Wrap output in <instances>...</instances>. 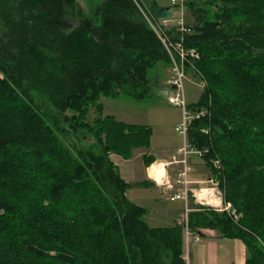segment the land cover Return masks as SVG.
I'll return each instance as SVG.
<instances>
[{"label":"trees","instance_id":"16d2710c","mask_svg":"<svg viewBox=\"0 0 264 264\" xmlns=\"http://www.w3.org/2000/svg\"><path fill=\"white\" fill-rule=\"evenodd\" d=\"M82 1L0 0V264H185L183 227H149L110 159L148 149L150 130L101 117L99 103L151 97L167 52L133 0ZM184 3L182 43L207 82L189 108L209 112L188 138L240 216L190 205L188 229L238 239L245 264H264V0ZM84 132L87 147L59 137Z\"/></svg>","mask_w":264,"mask_h":264},{"label":"crops","instance_id":"0c3cea01","mask_svg":"<svg viewBox=\"0 0 264 264\" xmlns=\"http://www.w3.org/2000/svg\"><path fill=\"white\" fill-rule=\"evenodd\" d=\"M159 6L171 7L170 5ZM180 147L181 145L171 149L166 148L159 152L151 151L150 147L148 149H138L133 151L132 158L128 160H123L115 155L110 156L111 161L119 171L121 179L128 185L125 197L126 193L135 189L139 201L132 200V198L129 201L147 211L145 221L151 228L171 227L174 224H180L182 220L184 203L180 200H169L178 190L175 179L180 166L171 164V162L172 157ZM189 180L192 182L191 187L194 189L215 182L206 165L195 160L191 161ZM169 185L173 188H167ZM151 193H156L159 198L165 197V200L171 204V206H166V208L156 212L160 218V223L157 220V223H154L157 225L148 224L152 209L138 204L146 198L145 194L152 199L147 198L149 203H157L158 199L153 201L154 197ZM217 193L218 189L212 188L209 189V194L203 199L192 196V200L188 205L189 210L191 211L190 205H192L210 207L217 212L222 211L226 205L223 203L221 195L218 196ZM195 237L199 239L197 243L194 242ZM185 249L190 264H245L247 259L246 247L240 240L225 238L211 229H200L197 234H193L187 240Z\"/></svg>","mask_w":264,"mask_h":264},{"label":"rangeland","instance_id":"374dc122","mask_svg":"<svg viewBox=\"0 0 264 264\" xmlns=\"http://www.w3.org/2000/svg\"><path fill=\"white\" fill-rule=\"evenodd\" d=\"M155 2L161 6L170 5V0H155ZM136 3L140 7L141 10L144 7L148 12H150L149 7L144 0H136ZM184 4H185L184 0H182V3L178 0L175 7H173V12L175 13V16L174 17L172 16L171 18L172 20L169 26V28L172 31V34L175 35L173 37L180 35L179 27L176 23L177 21H181L184 27L193 22L192 17L190 16L187 8H185ZM78 5L81 7L84 6L83 1L78 0ZM198 61L199 60L191 61L190 65L188 64L185 65L186 79H185L184 87H185V97H186V102L188 104V107H190V105L195 106L202 91L207 87V82L204 76L197 68L196 63ZM170 75H171L170 67H165L163 64H158L153 71H150L149 73L150 79L157 80V82L152 85L153 95L141 102H136L125 96H121L120 98L114 99V100L106 99V98L100 99L99 103H101L103 107L101 117H104L106 115H113L115 116L116 119L126 124L147 126L148 129L150 130V146L149 147L151 151L159 152L166 148L171 149V148H175L181 145L182 144L181 137L177 134V132H175V128L180 122L181 111L179 108L169 105L166 102V97H165V93H167L169 90L171 91L174 89V88L173 89L171 88L173 86H169V85L166 86L167 81L171 77ZM192 108H193L192 110H194L195 112L199 110V109L195 110V107H192ZM72 115L73 114L71 112H66L67 117H71ZM98 116L99 114L96 112V110L92 106H90L87 119H86L87 122L91 124V122ZM202 130H205V129H202ZM59 137L63 145L69 149H71V146L74 144L81 146V147H87L91 143V136L87 132L79 134L78 137H72L71 140L69 138H64L62 136H59ZM211 159H212V162L217 160L218 166L216 169H218L219 172H221L222 164L220 162V159L216 157H213ZM192 160L204 163V161L201 159L192 158L191 161ZM214 184L215 182L207 183L205 185H202L201 188L208 189L206 191L209 192V189H212V188L217 189V186ZM151 194H153L152 196L154 197L153 201L158 199V201H156L157 203L155 202L154 204L149 203L147 201V198H150V197H148L145 194L146 198L145 199L143 198L144 199L143 202H138V204L144 205L145 207H149L150 209H152V211H150L151 216L148 219V224L157 225L154 223H157V221L160 223V218L156 212L163 208H166V206L168 207L171 206V204L165 200V197L159 198V196L156 193H151ZM219 194L221 195V192H219L218 190L217 195L219 196ZM126 197L128 200L132 198V200L136 199V201H139L138 197L136 196L135 189H132L130 192L126 193ZM225 205L226 207L228 206L227 204ZM225 208H223L222 211L219 210V212H225L230 218H232L234 222H237L240 216H233V213L231 211L233 210L232 206L230 205L228 211H226ZM210 209H213V208H210ZM182 234H183L182 236L184 237V233ZM185 256H186V249L184 246V239H183L182 259L184 263L186 264L185 259H184Z\"/></svg>","mask_w":264,"mask_h":264},{"label":"built area","instance_id":"2783aa9c","mask_svg":"<svg viewBox=\"0 0 264 264\" xmlns=\"http://www.w3.org/2000/svg\"><path fill=\"white\" fill-rule=\"evenodd\" d=\"M136 3V0H133ZM178 0H170V6L175 7ZM182 3V0H179ZM138 6V5H137ZM140 9V7L138 6ZM144 19L150 26V28L155 32L159 40L161 41L165 51L167 52L169 58V67L171 77L166 83V86H173V90H169L165 93L166 102L169 105L175 106L181 111L180 122L175 128V132L181 137L182 144L181 147L177 150L176 154L172 157L171 164L179 165L180 168L177 172V176L175 179V184L178 186L177 192L173 194L169 200L175 201L180 200L184 203V213L182 216V220L180 225L183 227L184 233V246L187 247V240L193 236V234L188 229V214L190 212L188 203L190 202V198L196 197L197 192L208 189H194L191 187V181L189 180V175L191 173V159H203L205 155H207V151L199 150L194 147L188 138V130L193 120L204 118L208 115L206 110H191L188 107L185 97V65H190L191 61L199 60L200 56L194 49H185L182 43V35L187 32V29L184 27L181 21H177V25L179 27V33L177 39H174V35L171 33V29L169 28L170 20L166 21H157L154 18V15L148 12L144 7L142 10L140 9ZM173 11V10H172ZM175 13L173 12V17ZM167 89V88H166ZM203 134L208 135L209 130L205 129L201 131ZM214 167L217 168L218 162H212ZM214 185L217 186V183ZM167 188L172 189V186H167ZM198 197V196H197ZM225 208L228 211L230 205ZM199 239L195 237L194 242L197 243ZM186 264H190L187 256H185Z\"/></svg>","mask_w":264,"mask_h":264},{"label":"water","instance_id":"95a60500","mask_svg":"<svg viewBox=\"0 0 264 264\" xmlns=\"http://www.w3.org/2000/svg\"><path fill=\"white\" fill-rule=\"evenodd\" d=\"M153 15L157 21H166L172 18L173 11L168 7H159L154 11ZM171 88L173 89V87Z\"/></svg>","mask_w":264,"mask_h":264},{"label":"bare ground","instance_id":"6f19581e","mask_svg":"<svg viewBox=\"0 0 264 264\" xmlns=\"http://www.w3.org/2000/svg\"><path fill=\"white\" fill-rule=\"evenodd\" d=\"M173 20H174V18H173ZM208 194H209V192H207L206 190H202V191L197 192V196L200 199H203Z\"/></svg>","mask_w":264,"mask_h":264}]
</instances>
